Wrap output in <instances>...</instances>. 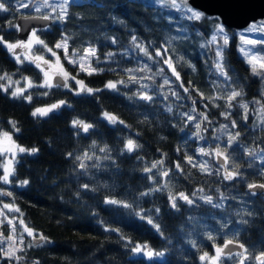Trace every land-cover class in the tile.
<instances>
[{
    "label": "trees",
    "instance_id": "obj_1",
    "mask_svg": "<svg viewBox=\"0 0 264 264\" xmlns=\"http://www.w3.org/2000/svg\"><path fill=\"white\" fill-rule=\"evenodd\" d=\"M25 1L30 0H0L8 9L0 12L3 41L18 42L16 18L32 15L30 11L18 9V5ZM69 12L71 15L65 22L50 21L49 25L35 29L37 35L49 47L62 36H68L70 54L73 49L80 55L86 47H95L99 63L95 57L93 64L104 71L93 75L79 73L77 78L102 91L75 96L68 90L53 88L44 96L41 93L48 90L33 87L25 93L32 95L29 103L0 90V130L11 134L13 130L8 121L15 120L20 129L13 136L15 142L38 149L35 154L22 153L16 157L12 165L14 182L7 187L0 183V192H11L12 195H8L9 198L0 195V202L8 201L18 208L25 225L51 241L19 252L17 255L21 259L17 262L2 258L0 253V264H34L35 261L40 264H200L199 256L210 253L213 248V242L207 239L208 234L215 237L218 246L234 239L245 244L251 253L259 255L264 249V198L262 194L251 195L247 184L264 183V161L250 157L245 149H257L259 155V150L264 148L261 131L251 129L249 112L243 122L236 104L228 109L222 98L209 101L202 99L196 91L198 89L204 97H223V90L238 85L243 91L238 101L255 99L258 81L237 57L234 36L230 37L225 57L232 79L222 84L210 68L208 47H200L209 37L212 24L218 21L216 17L205 16L199 22H189L181 19L178 12L150 5L145 0H80L78 5L69 8ZM170 16L175 18L172 23L169 22ZM181 26L188 29L183 37L178 31ZM132 35L146 45L151 42L150 51L153 52L170 36L180 37L170 46L169 55L184 57L176 67L185 87L189 82L193 86L188 93L181 94V81L167 74L160 58L147 60L138 52L131 43ZM112 39L117 43L113 44ZM40 50L35 47L33 52ZM109 52L114 53L110 58L107 56ZM62 64L70 74L76 75L65 63ZM145 65L149 71L138 70ZM127 69L134 70L131 74L137 77L136 82L128 79ZM5 72L14 80H23L27 76L35 83L40 82L33 64H18L13 54L4 48V43H0V74ZM165 79L170 85L160 87ZM118 80H124L127 86L118 84L117 89L111 91L104 88L108 81ZM141 85L147 87L141 88ZM140 91L153 96V100L140 99L136 95ZM172 92L182 98L173 97ZM62 99L71 107H62L45 117L31 115L34 109ZM259 104L264 107L261 102ZM224 111L230 112L229 119L221 115ZM105 112L115 115L123 123L111 124L102 119ZM185 113L196 119L187 121ZM201 114H207L211 123L203 120ZM74 119L90 123L93 128L87 133L74 128ZM232 120L237 122V128L231 127ZM197 122L201 123L200 136L195 135ZM221 125L226 127L222 129ZM237 131L240 137L228 149V155L230 168L233 163L239 165V177L224 180L223 171L216 174L219 167L214 166L210 158L206 162L212 174L187 162L186 157L191 156L199 165L197 150L204 148L208 151L217 144L224 148L229 133ZM128 139L140 145L132 153L124 150ZM105 147L108 152L99 151ZM84 153L92 159L85 160L86 167L81 169L75 157ZM105 156L109 158L105 159ZM157 160L163 161L158 169L167 171V177L160 171H144ZM177 164L183 171L177 169ZM148 176H154V180H149ZM25 179L29 184L19 187V182ZM85 184L88 189L83 187ZM166 184L173 194L184 192L189 195L195 201L194 205L178 200L179 210L173 209L168 187L141 196V193ZM221 193L229 197L223 202V209L213 208L198 199L201 194L218 200ZM106 198L125 201L132 208L105 204ZM157 208L159 213L155 211ZM244 208L253 215L244 216L249 223L240 225L237 222L241 217L236 212ZM141 210L161 225L164 237L168 239L162 238L136 215ZM222 223H227V227L222 228ZM105 227L118 229L133 243L128 244L116 231H105ZM192 241H195V247ZM136 243H147L155 250L165 251V255L151 261L133 255L131 248ZM220 264H238V261L235 258L222 259ZM248 264L259 262L250 259Z\"/></svg>",
    "mask_w": 264,
    "mask_h": 264
},
{
    "label": "snow or ice",
    "instance_id": "obj_2",
    "mask_svg": "<svg viewBox=\"0 0 264 264\" xmlns=\"http://www.w3.org/2000/svg\"><path fill=\"white\" fill-rule=\"evenodd\" d=\"M80 3V0H59L58 4H50L49 0H44V3L40 7H36L35 11L40 12L41 7H50L51 12L48 14L43 15L41 18L43 20H58L61 23L65 22L67 18L71 15L69 12V8L73 5H78ZM155 4L160 5L161 7L168 8L175 10L177 12L181 13V19H186L189 22H199L202 19L205 18V13L202 10L197 9L195 6H193L190 3V0H154ZM149 6V5H146ZM21 7H28L27 4H22ZM57 9L59 11L57 12ZM8 11L4 3H0V12ZM53 14H56L53 16ZM175 18L169 17V22L172 23ZM17 30H20V25L15 26ZM187 28L184 26H181L178 31L180 32V36L183 37L186 32ZM247 33H259V38H245L244 34H241V43L242 46L240 47L239 51L243 55L244 60L249 65L252 75L254 76H260L262 79H264V56H257L252 53V49L246 47L248 45H251L253 47L257 45H264V24L258 25L255 22H252L249 27L246 29ZM178 38L177 36H170L165 43H162L158 46H156L154 52L150 51L151 48V42H149L147 45L143 42H141L136 35L131 36V43L132 45L138 50L139 53H142L144 57L147 58V60H153L154 58H160L164 64L167 65V69L171 71L172 76L176 78L177 81H181L180 87L184 89L185 93L189 92V89L192 88L191 82H189V85L185 87L182 79L181 74L177 70L176 65L180 63L184 59L183 56L175 57L173 55H169V52L171 50L170 46L173 44L174 41H176ZM69 37L68 36H62L59 41H57L54 45V47H49L43 39H41L37 35V30H33L31 34L29 35L28 39L26 41H19L17 43H8L6 41H3V38L0 37V43H4L5 47L8 49L10 53L13 54V56L16 59V62L18 64H22L24 61H28L30 64H35L36 68L40 70V72L43 73V81L40 83H35L31 78L25 76L23 78L24 83L27 85V87L22 86L21 81L19 79L14 80L12 75H9L8 73H2L0 74V90L5 92L6 94H9L12 98H23L27 100L29 103L32 102V95H25V93L28 91L29 88H43L48 91H44L41 93V95L47 96L49 94V91L53 88H64L68 91L72 92L75 96H80L82 94L87 95H94L95 93L102 91V89H94L92 87H89L85 84V82L79 78V72H84L87 75H93V74H99L100 72L104 71V69L98 68L94 66L92 58L96 57L97 49L95 47H88L84 49L83 56H80L79 59H77L78 53L76 50L73 49L71 54L69 53ZM222 41V43H221ZM112 43L116 44L117 40L112 39ZM34 45H40L45 53H50L52 57H55V60L46 59L45 55L38 54V52H33ZM215 46V58H214V68L215 72L218 76L223 77L225 82L231 81L232 76L230 69L228 67V63L225 59L226 53L228 50V47L230 45V38L228 34V30L226 29L225 25L221 23H217L214 29V32L211 36L210 40H207L205 43H202L200 45L201 48H206L210 46ZM27 49L29 54H17L16 49ZM62 49L64 52V59L67 61L68 64L73 65L74 67L79 68V72L76 73V75L70 74L68 70L64 67V65L61 63V58L57 55L56 50ZM21 55H23V59L21 58ZM114 55V53L109 52L107 56L110 58ZM96 63H99V58L96 57ZM190 68H192L193 71H195V68L193 65H188ZM139 71H149L150 69L147 68V65H145L144 68L138 69ZM129 73L128 79L136 82L137 77L132 75L131 73L134 71L133 69H127L126 70ZM163 71V70H161ZM144 79H148V77H143ZM6 83H3L5 82ZM74 81L75 87H73L72 82ZM122 84L126 85L124 80H118V81H108L105 84V88L110 90H116L117 85ZM15 85V87H13ZM170 85V81L168 79H165L163 81V84L160 85V87L168 86ZM147 85H141V88H146ZM11 89V91H9ZM197 93L201 96L202 99H206L209 101L217 100V99H225L226 100V107L228 109H231L234 104L233 102H238V98L243 95V91L236 90L235 88L226 96H215V97H204L203 93H200L198 89H196ZM140 99L144 101L151 102L153 100V96L149 95L147 92L140 91L136 94ZM171 95L173 97H176L179 99V95L176 92H172ZM167 98V97H165ZM256 103H260L259 100L256 101ZM207 106V105H206ZM239 106L244 109V119L247 120V112H248V105L240 103ZM62 107H71V104L67 100H59L56 103H53L51 105H47L44 107L36 108L32 111L31 115L33 117H45L48 116L49 113H53L56 110L62 108ZM168 111H172L171 108L167 109ZM195 111V109H193ZM104 118L108 120L110 123H123L122 121H118V118L110 114L108 112H105ZM186 120L191 122L194 121L196 118L185 113ZM203 120L211 121L209 120V117L207 114H201ZM221 115L225 119H229L230 112L224 111L221 112ZM8 123L12 127V133L10 134L8 131H2L0 130V153H8L11 152L12 159L15 158V155L17 153H27L29 155L35 154L38 152V149L36 147L26 148L24 146H21L15 142L13 139V136L15 133L19 132L20 129L17 125V122L15 120H9ZM262 124H264V120L261 121ZM72 127L77 128L79 130H82L83 132L87 133L91 128H93V125L90 123H86L79 119H74L72 121ZM225 125H221V128H225ZM232 128H237V122L235 120H232L231 122ZM195 135L200 136L201 132V123L197 122L195 123ZM240 137V132L237 131L235 133H229L228 139L226 142V147L222 148L219 144L215 146L214 151H206L204 148H200L198 151L203 156H215L218 160V162L222 159L223 163L219 164V168L217 169V173L222 170L223 171V179L224 180H234L235 178L239 177L241 175L239 171V165L233 163L231 168L229 167V155H228V149L232 148L233 144L238 141ZM7 144V147H4V144ZM93 147H95V144H93ZM140 145H138L134 140L128 139L127 142L124 145V150L128 153L134 152L137 148H139ZM100 152H108L109 150L105 148H100ZM245 151L250 157L258 158L261 161H264V148H261L259 150V155L257 153V149H250L246 148ZM68 155L71 157L72 153H68ZM105 159H108V156L104 157ZM75 159L79 162V167L81 169H84L86 167L84 161L85 160H91L92 156H89L88 153H84L83 156H77ZM97 160L100 159V157L96 158ZM187 162L191 164L193 167H199L202 172L212 174L208 168L207 162H201L199 165L195 164L193 162V157L188 156L186 157ZM251 163V161H250ZM163 161L157 160L153 162L150 168H145L144 171L146 173L153 172L154 169H158L160 166H162ZM177 169L180 171H183L180 164L176 165ZM264 171V169H262ZM162 175L167 177L168 172L164 171L162 172ZM15 176V169L12 166H5L3 169V174L0 175V183L3 184H12L14 181L12 177ZM149 180H154V176H148ZM29 184L28 180H22L19 182V187H25ZM85 189H88V185H83ZM164 187L169 188V202L173 209L179 210L178 207V200H183L188 205H194L195 201L189 196L186 195L184 192H179L176 194H173L171 191V188L169 185H164L163 187H156L150 189L148 192L141 193V196H147L150 195L151 192L155 191H163ZM247 188L251 195L255 196L257 195V192L252 191L253 189H264V183L256 184V183H248ZM198 191H203V189H199ZM264 195V193H261ZM0 195H9L11 196V192H0ZM195 195V193H193ZM229 197L225 196L224 193H221L218 200H214L211 195H206L201 197L200 199L203 200L205 204L211 205L213 208H224V201L227 200ZM105 204H111V205H118L120 207L130 209L132 208V205L120 200H115L111 198H106L104 201ZM3 208L7 209L12 212H19L20 210L18 208H15L13 205L5 203L3 204ZM156 213H159L160 209L157 208ZM136 215L139 216L141 220H145L147 224L151 225L153 229L157 233L160 234V236L164 239H168L167 237H164V231L159 223L156 222V220L151 215H145L143 214V210L136 213ZM237 216H240L241 219L237 222L240 225H245L249 223L248 220L244 219V216H251L253 215V212L249 211L247 208H244L242 211L236 212ZM0 217H5L7 219V222L9 225L12 226V234L7 235L4 237L6 241L10 242L7 246V248L0 247V252L3 253V255L9 259L12 260L15 258L17 261L21 259L17 253L23 252L24 247H21L20 245H24L25 247H40L42 244H49L51 241L40 233H35L33 229L29 228L28 226H24V232L27 233L29 237L32 238V242L25 245L23 237L19 239V241L16 240L14 234L16 232V227L13 225L12 218H8L5 216V213L3 211H0ZM193 221L196 220L195 217H191ZM230 222V221H229ZM2 223V221H0ZM21 224H23V221H21ZM222 228L227 227V223L221 224ZM105 231H116L120 238L123 240H126L128 244H132L133 242L129 239H127L122 233L119 232L118 229H110L108 227H105ZM235 235V234H234ZM0 237H3V233L0 232ZM207 239L213 242V247L215 248V255L212 256L208 252H204L200 256L201 262L208 261V264H219L222 256H227L229 258H232L233 256L239 257L238 264H248V261L250 259H254L259 262V264H264V249L261 250L259 255H255L250 252L249 248L245 246V244L240 243L238 240L234 239H228L224 242L223 246H218L215 243V237L211 234L207 235ZM170 243V240H169ZM193 246L195 247V241H192ZM234 246L235 248L240 249L239 252H233V249L229 246ZM227 249V252L225 251ZM131 251L136 254H142L144 257H146L148 260H154L156 258L163 257L165 255V251L161 250H155L153 249L149 244L144 243H136L131 248ZM34 264H40L39 261H35Z\"/></svg>",
    "mask_w": 264,
    "mask_h": 264
},
{
    "label": "rangeland",
    "instance_id": "obj_3",
    "mask_svg": "<svg viewBox=\"0 0 264 264\" xmlns=\"http://www.w3.org/2000/svg\"><path fill=\"white\" fill-rule=\"evenodd\" d=\"M145 1H146L148 4H150V5L161 7L160 5L155 4V3H154V0H145ZM43 3H44V0H30V1H25V2L20 3V4L18 5V9H20V10H27V11H30V12L32 13V15H34V16H41V17H42L43 15L48 14V13L51 12V8H50V7H47V8H45V7H41V11H40V12H36V11H35V8H36V7H40ZM49 3H50V4H58V3H59V0H49ZM22 4H27L28 7H21ZM162 8H164V7H162ZM167 9H168V8H167ZM168 10H172V9H168ZM58 11H59V9H57V12H58ZM172 11H175V10H172ZM176 12H177V11H176ZM178 13L181 15L180 12H178ZM55 15H56V14H53V16H55ZM207 17H209V16H207ZM51 21H57V20L52 19ZM217 23H219V22L216 21V22H214V23L212 24L211 32H210V34H209V37L206 39V41L211 39V36H212V34H213V32H214V29H215V26H216ZM255 23H257L258 25H260V24H264V20H258V21H255ZM250 24H251V23H249L247 26H245V27L242 28V29L232 30V32H229V31H228V34H229V38H230L231 36H234V38H235V40H236V54H237V57L243 62V64L245 65V67L248 68V70L250 71V74L252 75L249 65L246 63V61H245L244 58H243V55H242V54L240 53V51H239L240 47L242 46V43H241V34H244V35H245V38H249V39H252V38H259V36H260L259 33H247L246 29L249 27ZM32 31H33V30H32ZM32 31H31V32H32ZM31 32H30V34H31ZM30 34H29V35H30ZM29 35H28V37H29ZM28 37L26 38V40L28 39ZM26 40H25V41H26ZM58 41H59V40H58ZM206 41H205V42H206ZM56 42H57V41H56ZM56 42H55V43H56ZM55 43L53 44L52 47H54ZM221 43H222V41H221ZM35 47H40V49H41V50L38 52V54L45 55V58H46V59H51V60H53V61L55 60V57H52L50 53H45L44 50H43V48H42L40 45H34L33 49H34ZM246 47L252 49V53H253V54H255V55H257V56H264V45H257V46H255V47H253V46H251V45H248V46H246ZM4 48H5L6 50H8V49L5 47V45H4ZM86 48H88V47H86ZM15 51H18V52H17L18 54H29L27 49H19V48H18V49H16ZM208 51H210V68L212 69V71L214 72V74L216 75V77H217L218 79H220V81L222 82V84H226V83H228V82H225V81H224L223 77L218 76V75L216 74V72H215V68H214L215 46L213 45V46L208 47ZM56 52H57V55L61 58V63H65V64H66L70 69H72L75 73L79 72V68H78V67H74L73 65L68 64L67 61L64 59V52H63L62 49H57ZM83 54H84V50H83V52H82L80 55H77L76 58L79 59V57H80V56H83ZM13 58H14V60L16 61V59H15L14 56H13ZM21 58L23 59V55H21ZM93 59H95V57L92 58V61H93ZM159 61H160V64H161V65L164 67V69L166 70L167 74H168L169 76H172L171 71L167 69V65L164 64L163 61H162L161 59H160ZM24 62L29 63L28 61H24ZM33 66H34V68L38 71L39 76H40V82H42V81H43V73L40 72V70H39L38 68H36L35 64H33ZM79 73H80V74L87 75V74L84 73V72H79ZM252 76H254V75H252ZM172 77H174V76H172ZM254 77L257 78V81H258V86H257V89H256V96H255V99H252V100H250V101H248V102H243V101H238V102H236V101H234L233 103L236 104L237 107H238V109L240 110L241 120H242L243 122L246 121V120L244 119V109L241 108V107L239 106V104H240V103H243V104H247V105H248V112H249V115L252 117L251 129H253V131H255V130L261 131V136H262V138L264 139V124L261 123V121L264 120V107H262L261 104L256 103V101L259 100L262 104H264V79H262L260 76H254ZM19 80H20V79H19ZM20 81H21L22 86L27 87V85L24 83V80H20ZM40 82H39V83H40ZM3 83H6V81L3 82ZM72 85H73V87H75L74 81L72 82ZM13 87H15V85H14ZM104 88H105V86H104ZM234 88H235L236 90H241V87H239L238 85H236V86H232V87H230V89L223 90V91H224V96H226L227 94H229ZM62 89H64V88H62ZM105 89H107V88H105ZM64 90H67V89H64ZM107 90L111 91L110 89H107ZM180 90H181V94H184V93H185L183 88H180ZM1 91H2V90H1ZM9 91H11V89H10ZM224 96H223V97H224ZM181 98H182V97H181ZM181 98L179 97V99H181ZM193 101H194V100H193ZM198 101H199V99H198ZM222 101L226 104V100H225V99L222 98ZM193 103H194V102H193ZM198 103L201 104L200 101H199ZM43 107H44V106H43ZM248 112H247V113H248ZM101 118L104 119V120H106V119L104 118V115H103V114L101 115ZM106 121H108V120H106ZM108 122H109V121H108ZM109 123H110V122H109ZM111 124H112V123H111ZM4 147H7V144H6V143L4 144ZM221 147L223 148V146H221ZM214 149H215V148L210 149V150H208V151H214ZM197 153L200 155V157H199V161H201V162H206V160H207L208 158H210L212 164L214 165V162H213V161H214V157H215L214 155L211 156V157L203 156V155H201V154L199 153L198 150H197ZM19 154H22V153H17V154L15 155V158L12 159L11 152H8V153H0V171H1V175L3 174V169H4V167H5V166H9V165L12 166V165L14 164V162H15L16 157H17ZM214 166H216V165H214ZM150 167H151V165H150ZM229 167H230V165H229ZM154 170H156V171H160V173L162 174V170H160V169H154ZM263 175H264V173H263ZM1 184H2V186H4V187H7L8 185H10V184H3V183H1ZM6 189H7V188H6ZM263 193H264V192H263ZM262 196H263V198H264V195H262ZM201 197H203V196H202L201 194H199V195H198V199H200ZM200 200H202V199H200ZM202 201H203V200H202ZM5 203L11 204V203L8 202V201H6V202H0V211H3V212L5 213V216H6V217H8V218H12L13 225H15V227H16V232H15V234H14L16 240L19 241V239H20L21 237H23L24 242H25V245H27L28 243L31 242L32 238L29 237V236L27 235L26 232H24V226H26V225H25L24 222H23V224H21V221H23L22 218H21V215L19 214V212H12V211H9V210H7V209H4V208H3V204H5ZM11 205H12V204H11ZM0 221H2V223H0V232L3 233V237H0V247L7 248L8 244H9L10 242L6 241V239H4V237H6V236L9 235V234H12V226L8 224L7 219H5V217H0ZM223 244H224V243H223ZM223 244H221V245H219V246H222ZM20 246H21V247H24V250L28 248V247H25L24 245H20ZM0 253H1V257H2V258L7 259V258L3 255L2 252H0ZM234 253H235V252H234ZM17 254H18V253H17ZM209 254L212 255V256L215 255V248H214V247L211 249V251H210ZM133 255H138V256H141V257H143L144 259L148 260V259H147L146 257H144L142 254H136V253H133ZM200 256H201V255H200ZM200 256H199V263H200V264H208V261L201 262V260H200ZM160 258H161V257H160ZM160 258H156V260H158V259H160ZM232 258H235L237 261L239 260V257H236V256H233ZM222 259H229V257H227V256H222V257H221V260H222ZM221 260H220V261H221ZM12 261L17 262V260H16L15 258H13ZM219 264H220V262H219Z\"/></svg>",
    "mask_w": 264,
    "mask_h": 264
},
{
    "label": "water",
    "instance_id": "obj_4",
    "mask_svg": "<svg viewBox=\"0 0 264 264\" xmlns=\"http://www.w3.org/2000/svg\"><path fill=\"white\" fill-rule=\"evenodd\" d=\"M190 3L202 10L205 16L216 17L219 23L222 22L228 30L242 29L249 23L264 20V0H190ZM49 23L50 20H43L41 17L18 16L14 23L15 26L20 25V30L16 28V40L25 41L31 30L43 28ZM213 162L217 166L223 163L222 159L218 162L216 157ZM247 191L249 192L248 188ZM252 191L261 194L264 189H253ZM4 196L9 198L8 195ZM229 247L233 249V252L240 251L234 246ZM225 251L227 252V249Z\"/></svg>",
    "mask_w": 264,
    "mask_h": 264
}]
</instances>
